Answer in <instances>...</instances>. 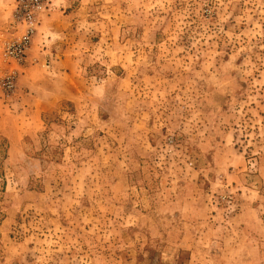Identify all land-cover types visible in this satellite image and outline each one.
I'll list each match as a JSON object with an SVG mask.
<instances>
[{
	"label": "rangeland",
	"instance_id": "374dc122",
	"mask_svg": "<svg viewBox=\"0 0 264 264\" xmlns=\"http://www.w3.org/2000/svg\"><path fill=\"white\" fill-rule=\"evenodd\" d=\"M17 2L0 264H264V0H43L20 65Z\"/></svg>",
	"mask_w": 264,
	"mask_h": 264
},
{
	"label": "built area",
	"instance_id": "2783aa9c",
	"mask_svg": "<svg viewBox=\"0 0 264 264\" xmlns=\"http://www.w3.org/2000/svg\"><path fill=\"white\" fill-rule=\"evenodd\" d=\"M43 7V0H18L15 8L12 25L16 35L4 46V58L17 65L24 63L27 59L31 39L35 32V14ZM24 26L25 31L18 33V27ZM5 94L10 96L17 89V70H12L3 80Z\"/></svg>",
	"mask_w": 264,
	"mask_h": 264
},
{
	"label": "crops",
	"instance_id": "0c3cea01",
	"mask_svg": "<svg viewBox=\"0 0 264 264\" xmlns=\"http://www.w3.org/2000/svg\"><path fill=\"white\" fill-rule=\"evenodd\" d=\"M38 39H39V41H38ZM44 48H47L48 51L44 52L43 51ZM56 49H57L56 38L54 37L52 30H50L48 32H44V34L40 33V35H38V37L35 41V45L33 46L32 50L30 52V57H29V61H30L29 67L30 68H28V71H31L32 69H35V68H40V71L42 72V74H45L47 71H49V69L46 70L44 68V64L46 62V61H44L46 59L45 56L49 53H52L53 57H54V61L52 62L51 66H50V67H52V69H51L52 71L51 70L49 71L52 75H55L57 73L56 71H59L64 66L65 62H72L75 64L78 63L73 58L67 57V55H68L67 52L65 53V57L64 56L62 57L61 52L56 51ZM34 63H39V64L32 67ZM28 74H30V73H28ZM27 75L25 77H27Z\"/></svg>",
	"mask_w": 264,
	"mask_h": 264
}]
</instances>
